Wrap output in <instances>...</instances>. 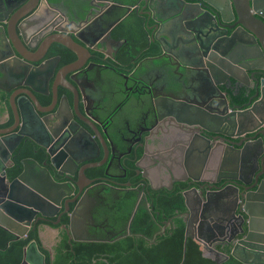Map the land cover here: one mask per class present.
I'll list each match as a JSON object with an SVG mask.
<instances>
[{"label":"flooded vegetation","instance_id":"flooded-vegetation-1","mask_svg":"<svg viewBox=\"0 0 264 264\" xmlns=\"http://www.w3.org/2000/svg\"><path fill=\"white\" fill-rule=\"evenodd\" d=\"M30 1L53 20L63 17L29 43L13 39L14 52L0 49L8 61L0 67V201L12 195L41 208L20 239L36 232L46 263L65 242L74 248L131 238L158 247L173 238L178 224L185 225L186 236L191 220L188 241L200 242V235L211 240L208 246L200 242L205 257L241 254L251 218L260 217L245 209L264 204V122L248 120L233 128L220 119L227 104L229 112L235 106L248 109L254 91L230 82L220 85L222 93L208 88L210 54L205 58L199 46L234 31L249 44H262L236 25L233 1L214 0L219 14L204 0H187L211 11L208 29L191 22L190 14L161 28L147 0L130 11L109 6L105 17L91 13L87 19L101 40L96 33L87 38L84 30L83 40L69 34L76 51L52 41L62 35L55 28H85L81 22L89 9L81 19L75 12L102 1ZM1 8L0 35L6 24L13 38L26 11L12 1ZM138 23L144 40L133 35ZM21 54L30 59L34 75H21ZM255 77L264 79V71ZM250 86H256L253 80ZM57 112L59 123L53 118ZM45 130L56 131V139L50 141ZM49 235L52 245L46 243Z\"/></svg>","mask_w":264,"mask_h":264},{"label":"water","instance_id":"water-1","mask_svg":"<svg viewBox=\"0 0 264 264\" xmlns=\"http://www.w3.org/2000/svg\"><path fill=\"white\" fill-rule=\"evenodd\" d=\"M10 1L16 3V9L23 8L26 13L24 16L18 19V32L14 29L13 38L11 31L7 26H5L6 24L3 23L4 25L1 28L0 35V49L3 54L5 52L4 50H7L9 52L11 50L12 52L15 51V47L12 44L13 39L29 43V40H32L33 37L38 36L39 32H42L45 29L47 30L48 28L55 27L56 25H59L60 22L62 23V20L60 21V19L61 17H63V15H61V17L59 16L57 20H53L51 15L48 16L47 13H42L40 11L39 2L31 6L30 0H0V5L3 8H7L8 4L10 5ZM100 1H102V4L95 5L93 2H90L89 5L85 4L82 9L75 12L76 15L74 16L81 19L83 18V15L86 13L87 9H89L88 16L84 17L81 22V25L82 23H84L85 28L81 26L77 30L71 31L63 28L62 25L58 26L55 28V30L60 31L62 35L54 37L52 41L64 44L76 51V43L69 35L71 33L76 35L77 37H80L79 35L81 33L83 34L84 30L85 36L87 38L91 37V34L96 33L95 37L97 38V40H101L102 36L100 35L99 30L92 25L93 22H87L89 14L94 13L96 15H100L103 18L107 13V11L104 12V10L109 6L117 8L126 7L127 10L130 11L131 7H134L135 2L137 3V5L143 2V0ZM204 1L208 3V5L211 6L216 12L221 14L222 11L215 4L214 0ZM232 1L236 17L238 18L236 25L240 26V30L242 31L244 36L253 37L257 40L256 42L262 44H249L239 34H237V31H234L231 34L225 33L226 38H222L224 37L222 35L214 37L211 44H199V46L200 50L202 52L204 51L202 55L205 58L208 57V54H210L209 57L211 61L209 60L206 64L208 70H206L205 76L209 84L208 88H216L218 91H220V93H222L220 85H225L227 82H230L249 86L248 93L254 91V94L249 98L248 109L235 106L233 107L231 112H229V105L227 104V106L225 107V113L227 112L228 114H224L220 119H223L226 124L231 125V127L235 128L238 126H243L244 122L248 120L258 121L262 119L264 122V79L257 80V78L255 77L257 73L264 71V0ZM146 2L147 3L145 4V7H148L153 15H157L159 17V20L157 19V25H159L161 28L164 27V25H166L174 17H187L188 14H190L189 19L191 22H197L206 29H208L209 27L208 24L211 23L212 20H214L213 16L210 15L211 11L208 9L206 10V6L202 7L187 0H147ZM48 4L50 3L48 2ZM172 10H175L176 12L171 17L164 18V14ZM207 14L210 15L208 19ZM54 15H57V13H54ZM215 21L217 22V19ZM74 23L77 22L74 21ZM107 36L112 41H114L111 32H109ZM163 36L166 37L167 35L163 34ZM80 38L83 40V37ZM156 38L157 37H155V40H157L159 44L160 42L161 44H163L162 40ZM254 51H256V54L254 53ZM163 52L166 53V50L163 49ZM225 58L231 59L232 61L225 60ZM30 62V59L21 54V64H18L20 65L21 75H27L28 73H30L31 75L35 74L34 71H31L30 69ZM5 63H8V61L5 58L0 57V67ZM0 74H3L1 70ZM251 80L255 82L256 86H250ZM24 86L30 85L25 84ZM58 112H60V109L58 110ZM57 113L53 116V118L58 122L59 119L61 120V115L60 113ZM12 115L16 116L19 119V116L16 113H13ZM17 128L18 127L14 128L12 131H8L7 133H15ZM7 133L4 132L3 134ZM45 133H47L50 141L55 140L57 137L56 131L45 130ZM22 135L23 133H19L20 138H22ZM28 137L35 140L37 143H40L35 136ZM48 153L51 156L54 155V152L51 148L48 149ZM2 174L5 175V172H3ZM21 175L17 178V180L15 179V182L22 180ZM229 179L231 178L229 177ZM236 180L241 181L238 178H236ZM257 199H259L258 196ZM44 204L46 206L47 200L44 201ZM209 204L210 197L208 196L205 205ZM188 205L190 213H193L194 209H192L189 203ZM35 209L41 208L34 204L28 205L27 203L17 200L12 195H9L5 198L4 201H0V226L14 234L15 239L18 240L24 237V235L28 232L29 227L32 225V222L34 220L33 218L35 217L34 215L36 214ZM254 210H256L255 215H260V217H255L254 219L251 218L250 234L245 241L243 240L240 242L244 246L241 248V254L237 252L232 253V257L244 264H264V204H256L253 207H247V210L245 209L244 213H247L248 215L252 214L251 216H253ZM47 215L48 214H43V217ZM191 229H193V221L189 220L186 227L183 261L185 260L187 253L188 239L193 238ZM209 231L212 233L211 228H209ZM196 238L199 239L200 242L205 246H208L211 241L210 238L205 239L201 235ZM221 255L223 257H221L220 254H217V257L214 259V264H221L229 260L230 258L229 255ZM22 264H46L45 255L40 252L39 247L35 241H33L29 245V247L25 249Z\"/></svg>","mask_w":264,"mask_h":264},{"label":"trees","instance_id":"trees-1","mask_svg":"<svg viewBox=\"0 0 264 264\" xmlns=\"http://www.w3.org/2000/svg\"><path fill=\"white\" fill-rule=\"evenodd\" d=\"M133 35L144 40L140 24L134 26ZM19 170L16 171V174ZM147 232V231H145ZM151 232V231H148ZM185 225L178 224L173 238L160 246H150L143 240L140 243L128 238L116 243H76L71 248L67 242L59 247L54 259L46 257L47 264H214V260L205 257L203 246L195 239L188 241L184 257ZM38 241V234L33 232L28 239H15V236L0 226V264H22L26 246L31 241ZM39 243V241H38ZM137 244V245H136ZM183 262V263H182ZM221 264H244L234 257Z\"/></svg>","mask_w":264,"mask_h":264},{"label":"rangeland","instance_id":"rangeland-1","mask_svg":"<svg viewBox=\"0 0 264 264\" xmlns=\"http://www.w3.org/2000/svg\"><path fill=\"white\" fill-rule=\"evenodd\" d=\"M51 234V233H50ZM48 238H49V241L47 240V242L46 243H48L49 245H52V243L54 242V236H48ZM213 259H214V257L213 256H211Z\"/></svg>","mask_w":264,"mask_h":264},{"label":"crops","instance_id":"crops-1","mask_svg":"<svg viewBox=\"0 0 264 264\" xmlns=\"http://www.w3.org/2000/svg\"><path fill=\"white\" fill-rule=\"evenodd\" d=\"M50 232H52V231H50Z\"/></svg>","mask_w":264,"mask_h":264}]
</instances>
